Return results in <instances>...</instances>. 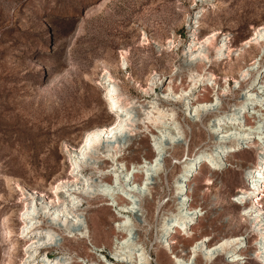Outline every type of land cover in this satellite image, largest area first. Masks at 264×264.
<instances>
[{
	"label": "rangeland",
	"instance_id": "374dc122",
	"mask_svg": "<svg viewBox=\"0 0 264 264\" xmlns=\"http://www.w3.org/2000/svg\"><path fill=\"white\" fill-rule=\"evenodd\" d=\"M201 5L199 0H0V264L10 243L5 238L6 219L10 218L14 229L13 241L20 238L22 231L21 212L25 204L21 187L25 192L36 190L53 195L55 187L68 179L71 170L67 145H79L88 129L115 120L102 85V76L108 70L106 62L112 65L111 71L122 87L125 102L135 100L142 106L155 101L171 114L168 127L157 128L155 133L145 129L133 155L141 165L155 159L154 155L164 159L152 171L149 183L141 186L150 201V210L143 209L138 216L132 213V240L144 245L147 256H152V264H176L172 250L180 254L199 236L207 235L214 243L222 236L244 233L247 238L241 251L248 254L239 261L220 255L209 264H262L257 256L255 223L243 214L244 206L236 202V195L245 185L246 167L256 163L259 147L264 146L261 135L264 100L258 102L264 93L261 84L264 54L258 48L245 46L246 52L239 57L245 40L255 27L264 24V0H211L200 14L203 27L199 35L219 31L218 41L230 38L233 51L229 57L224 56L211 66L207 64L217 75L215 87L209 82L207 92L198 86L186 96L191 102L208 96L213 100V109L189 111L183 104L185 97L176 101L163 99V91L168 88L170 76L178 68L191 35L189 17L197 15L203 9ZM174 37V47H159L158 42L168 45ZM124 57L127 65H122ZM257 59L254 67L262 71H255L244 80L239 69L248 68ZM228 72L230 76L226 78ZM156 73L168 79L157 87V92H149L148 79ZM237 79L243 81L241 86ZM250 82L252 88H248ZM180 84L179 80V94ZM251 93L254 95L250 96ZM242 101L246 105L244 109L240 108ZM257 104H260L258 108ZM230 109L233 114L229 118L217 116ZM214 110L219 112L213 114ZM246 132L251 138L241 136L239 144L231 145L236 134ZM170 133L176 136L175 140ZM211 133L219 139L228 137L222 139L226 145L221 156L210 158L212 164H206L191 181H178L185 165L179 160H184L187 153L194 155L201 150L209 153L215 144ZM159 136L163 144L159 143ZM127 139L128 132H124L114 143ZM228 152L236 156V161L242 160L243 166L223 164L217 169L214 159L222 161ZM108 161L116 164L111 157ZM119 165L120 162L116 168L123 176L127 170ZM123 165L130 167V171L140 170L134 174L140 186L142 169L131 162ZM199 171L198 168L196 172ZM84 174L92 177L94 185L100 181V172L91 165L84 166ZM157 183L161 185L160 194L156 192ZM189 186L196 187L195 198L203 209L199 207V214L186 234L179 229L175 231L176 225L168 234L163 227L167 212L177 208ZM83 198L84 211L96 225L93 242L89 238L69 237L60 230L59 239H65V246L62 250L48 248L47 253L51 257L68 253L72 264H126L111 258L117 251L114 239L120 219L115 207L107 204L105 196L83 195ZM143 213L147 219L141 223L138 217ZM49 226L45 219L44 227ZM170 235L176 240L172 250L162 243ZM24 246V242L20 243L14 264H21ZM89 254L92 256L88 257ZM198 261L204 264L201 255Z\"/></svg>",
	"mask_w": 264,
	"mask_h": 264
},
{
	"label": "bare ground",
	"instance_id": "6f19581e",
	"mask_svg": "<svg viewBox=\"0 0 264 264\" xmlns=\"http://www.w3.org/2000/svg\"><path fill=\"white\" fill-rule=\"evenodd\" d=\"M210 1L211 0H199V2L202 3L201 6H203V9L197 12V15L189 17L188 25L191 35L183 48V53L180 58L181 62L170 76L168 88L163 91L165 95L163 99L167 98L176 101L179 100V98L185 97L182 99L183 104L189 111L193 108L196 110L201 108V110L205 109L207 111L213 109V100L208 96H204L203 100L195 98L192 102L187 100L186 96L190 95L189 93L198 88V86H203V90L207 92L209 82H213L215 87L218 83L217 75L207 67V64L210 63L211 66L216 60L224 56L229 57L230 53L233 51L232 40L230 38L225 37L218 41L219 31L212 30L207 35H199L200 28L203 27V22L200 20L199 16L205 11ZM175 43V37L168 41V45L158 42L159 47L162 49L172 48L175 46ZM245 46L258 48L261 54H264V24L255 27L254 32L245 40L244 46L240 49L239 57L246 52ZM257 61L258 59L248 66V68L239 69L238 73H240V76L244 80L252 76L255 71H262L259 67H254ZM127 64L128 60L124 57L122 65ZM105 67L108 68V70L102 76V85L105 89V98L109 107L115 113V118H113L115 120L109 125L95 126L88 129L79 145H67L71 170L68 179L66 181L62 180L61 183L55 187L53 195L47 196L45 193L36 190L25 192L23 187H21L23 202L25 204L21 212L22 231L19 235L20 238L13 241L14 229L11 225L10 218H7L4 222L6 242L10 241V243L8 244L6 258L3 264H14V255L17 253L18 247L22 242H24L25 246L22 249L24 256L21 264H72V261H70L72 257L68 256V253H64L63 256L60 254L51 257L47 252L48 248L62 250L65 246V239H59L60 230L67 232L69 237L89 238L93 242L96 225L90 214L84 211L85 209L83 206H85V201L83 195L89 197L97 195L105 196L108 200L107 204L115 207L116 214L120 218L118 223V235H116L114 239L117 245V251L114 252V255H111V258L126 264H152V256H147V253L144 251V245L142 246L138 241L135 242L132 240L133 237L131 234H133V224L131 222V215L135 213L138 216L139 211L143 209L149 212L150 201L147 200L143 187L141 188V186L149 183L147 181L151 178L152 171L162 160L158 159L159 156L154 155L152 158L155 159L151 160L148 164L141 165L140 162H135L133 155L138 151L137 145L144 137L145 129L150 128V132L155 133L158 132L157 128L168 127L169 122H167V120L171 114L165 109L158 107L155 101H151L147 105L142 106L137 105V101L135 100L125 102L126 99H124L122 87L111 71L112 65L106 62ZM231 70L232 69H229V71ZM229 76V72L225 74L226 78ZM162 77L163 76H158L157 73L151 75L148 79L150 84L146 90L149 92H157V87L159 85H164L168 79ZM179 80L181 81V94H179L180 92L177 90V82H179ZM227 81L228 79H226V82ZM236 82L240 83L241 86L243 81L237 79ZM261 84L264 86V79L261 81ZM251 85L250 82L248 88H252L253 86ZM248 91H250V89ZM177 95L179 96L177 97ZM253 95L254 93L250 94V96ZM263 95L264 93H261L260 97H258L259 95L257 96L258 102L264 100ZM235 105H238V103ZM259 106L260 104H257L256 108ZM245 107L246 105L242 101L240 108L244 109ZM211 112L214 114L219 111L214 110ZM232 114L233 111L230 109L221 111L217 116L229 118ZM262 116L264 117V112ZM255 118L257 117L255 116ZM195 125L199 126V122H195ZM228 130H226V132ZM124 132H128V139L124 142L119 141L114 143ZM160 132L162 134V131ZM261 132V135L264 136V131L262 130ZM241 136L251 138L250 133H238L236 137H234L236 142H230L231 145L234 143L239 144ZM171 138L175 140L176 136L171 134ZM227 138L226 136L222 137L223 140H227ZM211 139L214 140L215 144L213 148L211 147L212 149L209 153H206L205 150L198 151L194 155L192 154L193 156L187 153L184 160H179L180 162H184L185 165L183 166L178 181H191V177H197L201 170L206 167V164H212L210 158L212 159L215 157L217 159L221 156V151L224 145H226L225 142L219 139L218 136L215 137L213 133H211ZM158 141L160 144H163L162 137H160ZM250 142L253 143V141ZM177 146H180V144H177ZM259 149L261 150L257 153L258 157L256 163L246 167L245 185L242 186L237 193L236 202L244 206L243 214L248 216L251 222L255 223V231L258 235L256 239L257 256L260 257L261 263L264 264V146H260ZM101 152L105 153V155L103 156ZM223 156L224 159H222V161H216L215 159L213 161V165L217 169H221L223 164H237L238 166H243V161H236V156L232 154V152H228ZM110 157L113 161H116L117 165L120 162L121 165L119 166H121L122 169L124 168L127 170L125 175H121L122 177L120 176L119 169L116 168L115 163L109 164L110 161L108 160ZM224 160H226V163ZM124 162L134 163L135 167H140V169H142L139 176V180H142L140 186H138L139 183L134 178L135 172L139 173L140 170L130 171V167L123 165ZM85 165H91L100 172V181L97 185L93 184L90 175L84 174ZM198 168L200 171L196 172ZM107 180H109V182H106ZM160 186L159 183L155 186L157 194H160ZM188 189L187 191L189 192L186 196L180 197V201L177 202V208L167 212L166 216L168 217L165 218L163 227L168 234L170 229H172L173 226L175 227V225L177 226L175 231L179 229L180 232L184 231V234H186V231L190 227V223L199 214V207V210L203 209L202 203L195 198L196 187L189 186ZM185 192H183L182 195H185ZM138 218L141 223H144L147 219V215L143 213ZM45 219H47V222L50 224L49 227H44ZM201 229L204 230V228ZM188 236H190V234H188ZM199 238L200 239H194L192 243L189 242V247L187 249L183 248L180 254L172 250V243H176L175 237H171L170 235L166 240H163L162 243L163 246L167 245L171 248L172 258L176 264H200L198 261L199 255H201L204 264H209L220 255H229L233 257L232 261H239L243 258H241V256L248 254L246 251H241L244 245V239L246 240L247 238L244 233L222 236L221 239L214 243L210 242L207 235L203 237L199 236ZM183 246H185V242ZM91 256V254L88 255V257Z\"/></svg>",
	"mask_w": 264,
	"mask_h": 264
}]
</instances>
